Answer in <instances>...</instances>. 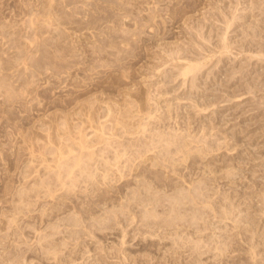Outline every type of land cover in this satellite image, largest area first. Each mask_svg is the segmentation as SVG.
<instances>
[{"label": "rangeland", "instance_id": "1", "mask_svg": "<svg viewBox=\"0 0 264 264\" xmlns=\"http://www.w3.org/2000/svg\"><path fill=\"white\" fill-rule=\"evenodd\" d=\"M237 1L0 0V264H174L165 251L174 235L161 240L164 232L154 234L120 212L115 187L121 181L73 186L67 173L81 153L80 131L87 134L83 139L94 138L99 125L110 124L102 115L107 108L132 109L134 102L139 110L149 93L152 110L160 98L161 110H174L172 127H179L180 114L182 129L188 126L201 140L185 172L194 166L195 182L208 185L211 201L199 206L213 229L201 232L216 235L222 247L195 263L186 252L179 263L264 264V14L251 8L252 0ZM225 10L235 15L237 28L227 29ZM260 19V43L256 37L254 47L242 49ZM224 41L233 49L223 52ZM206 55L212 59L192 77L195 83L193 74L179 75L181 66ZM163 73L169 74L164 82ZM224 192L234 214L222 219L211 208L220 211ZM106 207L121 219L112 216L108 228H97Z\"/></svg>", "mask_w": 264, "mask_h": 264}, {"label": "bare ground", "instance_id": "2", "mask_svg": "<svg viewBox=\"0 0 264 264\" xmlns=\"http://www.w3.org/2000/svg\"><path fill=\"white\" fill-rule=\"evenodd\" d=\"M252 1H253V4H251V6L253 5L254 7L252 6L251 8L252 9L255 8V11H256V9L259 8V10L257 12L260 11V13L264 14V8H261V6H263V4H264V0L263 1L261 0L262 2H259L260 0L259 1L258 0H252ZM237 2L239 3V0ZM238 3H237V5H238ZM241 3H242V0H241ZM261 9L263 10V12ZM222 11H224V10H222ZM221 13L222 12H220V14ZM224 15L226 18V19L224 18V23L226 24L225 26H227L228 30H229V28H232V26H234V25L236 28L239 26L238 21H235V19H234L235 15H233L234 17L232 18L231 13L229 11L227 13H225ZM215 16H217V18H218V16L220 17V15H217V14L216 15L214 14L213 17L216 18ZM210 19H211V17H210ZM218 20L222 21V20H220V18ZM262 21L263 20L260 19L258 24L254 23L255 25L252 26V31L250 32V30H249L250 35H253V36L251 37V39H248V40H251L249 42L247 39H243L244 41H242V44L239 45V46H241L242 49L247 48L248 44H253V45H251V48H252V46L254 47V44H256V37L258 38V41H259L260 38L258 36L261 37V34L263 32L260 33L261 31L259 32L258 28L262 26V23H261ZM263 23H264V21H263ZM209 26H210V24H209ZM201 27H203V26H201ZM262 30H263V28H262ZM249 32H248V34H249ZM261 39H263V38H261ZM246 40H247V43H246ZM259 43H260V41H259ZM262 44H264V43H261V46H259L262 49L261 54L264 53V47H263L264 45H262ZM220 45H219L220 46L219 48L222 49L223 52L229 51L230 48L233 49V46L231 47L230 44H228L226 41H224V43L220 44ZM249 48H250V46H249ZM204 49L207 51L206 48H204ZM204 49H202V50H204ZM242 49H240V50H242ZM173 53H175V52H173ZM172 55L170 57H172ZM205 58H206L205 60H201V61L199 60L197 62L195 60L194 61L195 63L191 62V63L185 64V66H181V65L177 66L176 65L175 67L178 68L179 66H181L179 68V71H180L179 75H182L183 77H189L187 75L193 74L190 77L196 78L198 76V72L200 73V70L202 68L206 69L207 65L210 63V60L212 59V56L206 55ZM259 58H260V56H259ZM163 59L166 61L165 58H163ZM168 60L169 59H167V62H168ZM244 60H245L244 65H247L249 67L250 66L249 63L252 64L251 63L252 60L250 59V57H249V59H248V57H247V59L244 58ZM241 62H243V60ZM166 63L164 62V64H166ZM243 67L241 68L242 70L239 71L240 74H238V75L240 77L242 76V78L243 77L246 78L245 76L247 74L244 73L245 69L243 70ZM260 72H262V71H260ZM166 75H165V73H163V77H164V79L162 77L163 82L169 76V74H168L167 78L165 79ZM234 75L232 74V76H234ZM262 75L263 74H261V76ZM160 76H161V74H160ZM174 76L172 75L173 78H174ZM194 78H192L193 81H194ZM185 81H186V79H185ZM168 82L165 81L166 84H164V85L166 86ZM194 83H195V81H194ZM194 83L192 84L193 86L195 85ZM168 84H170V82ZM195 86H198V85H195ZM254 87H256V86H252L251 88H254ZM259 87L260 86H258V88ZM167 88H169V87L167 86ZM171 89L173 90V88H171ZM160 90H162V89H160ZM166 90H169V89H165V91ZM253 91H255V88ZM158 92L163 93V91L161 92V91H159V89H158ZM168 92H170V91H166L165 93H168ZM148 93H149V91H148ZM247 93H249V91H247ZM149 94H148V97L143 96V99L147 98L146 99L147 101L145 100L146 102L143 99H142L143 102H141V98H140L141 103L139 105L140 106L139 110L138 109L133 110V107L134 108L136 107L134 105L136 103H134V102L129 103V105L131 104L132 109L130 107L122 108V106H121V108H118L119 110L112 108L111 106H110V108H107V110H106L107 112L102 114V115H104V118L106 117V119L110 117L109 119H107L110 122V124L105 125V123H104L103 125L102 124L99 125L101 122L100 123L97 122L98 123L97 125H99L97 128L93 125V127L96 128L95 130L97 132V136H96L95 135L96 132L94 131L95 132V133H93L95 135L94 138L90 136L91 139H89L90 137H88V139H86V138L83 139L84 132L79 130L80 133H82V140H81V137H79L80 143H79V141L77 142V143H79V147L76 146V148L77 147H78V149L80 148L79 151H81V153L78 154V152H77L78 156L75 153V157H74L75 160H74V158H72L74 160L72 164L69 161L70 165L68 167V164H67V168H68L67 173L70 176V183L73 186H75V185L78 186V184H80V183L81 184L86 183L88 186H89V184L92 186H95L98 182L102 183L105 180H108V179L110 180V178L114 179L116 182L121 181V184L118 187L116 186L117 188L115 187V190H117L116 191V198H118L119 201L122 200L119 203L120 204V212L122 214H125L124 216L129 215V217H127V219L130 218L131 222H134L135 218H137L138 222H141L142 226H145L148 230L149 229L152 230V233H154V234L157 231L164 232L165 236L159 237V235H158V237L161 238V240L168 239V234L174 235V237L172 239L173 247H168L166 249L164 245L163 246L161 245V248H165L166 249L165 251H167L168 254H170L172 256L171 260H173L172 262H174V264H180L179 262H183V259L186 257L191 258V261H190V258L189 259L187 258L188 259L187 262L190 261L192 263H195V262H198L199 259L202 258L203 255H206V253L208 254V252L210 253L212 250L213 251L211 253L215 252L214 250H216V249H217L216 252H218V250L222 251V247L219 245L220 243L218 244V240L216 238V235L212 234L215 236L214 237V236H210V234H208V235L204 234V232H205L204 230H207V231L210 230L211 226L213 225V224H211L212 222L210 223L208 219H207L208 221L206 220L207 217L205 215V212L202 211V207L199 206V205L204 206L203 205L204 203H206V202L209 203V201H211L210 200L211 197L208 196L209 191L208 190L205 191V189L206 188L208 189V187L205 186L206 183H203L204 185H201V184H198L199 182L198 183L195 182L193 175H197V174L195 173L196 168L194 166L191 167L192 170L194 169L193 171L190 170V172H185V169L190 167L188 164L185 165L188 158H189V155H190V153L194 147H196L197 148L196 150H198L199 145L198 146H195V145L199 144L201 142V140L195 139L191 136V129L188 126H186V128H184V130L182 129L183 125H182V122L180 121L181 120L180 114L176 116L178 118V120H177L178 125L175 124L179 127H177V128L172 127L174 124L171 125V122H172L171 119L175 118V116L173 115L174 110L169 109V108H168V110H161L163 106H160V102L163 100L159 101L160 98H159V100H158V98H156L157 100L156 99L154 100V101H157L158 108L155 111L152 110L150 108L151 106L148 105L147 102L151 99L153 100L154 98L150 97ZM127 98H129V97H127ZM193 99H195V98H193ZM124 100H125V98H124ZM124 100L122 99V101H124ZM128 100H130V99H128ZM169 100H170V102L174 101L173 98L169 99ZM165 101H166V99H165ZM124 102L126 103L128 101L125 100ZM207 102H209V101H207ZM174 103H176V102H174ZM122 104H120V105H122ZM168 104L170 105V107H172V105L174 106V104L169 103V101H168ZM126 105H128V104H126ZM126 105L124 104V106H126ZM92 118H93V116H92ZM101 118H100V120H101ZM93 119H95V118H93ZM102 122H104V121H102ZM193 122H195V121H193ZM193 128L196 129V126H194ZM81 129H83V131H84V127L81 126ZM120 130H122V131H120ZM185 130L187 132H185ZM86 135H84V136L87 137ZM202 142L204 145L206 144L208 148L212 147L210 142H206V141H202ZM193 144H195V145H193ZM74 150H76V149H74ZM71 151L72 150H70L69 152H71ZM199 151L205 152L204 148L203 149L201 148ZM72 153H74V152L72 151ZM62 154H63V152H62ZM193 159L195 160L196 158H193ZM62 166H64V165L62 164ZM64 171H65V169H64ZM61 173L62 172L60 171V174ZM71 175H74V176H71ZM62 176H64V175H62ZM65 176H66V172H65ZM55 177H54V179H55ZM60 177H61V175H60ZM132 184L134 185V188L131 187ZM225 193L226 192H224V194ZM227 194H225V195H227ZM222 196H221V199H222ZM225 197H224L226 199L225 201L230 199L229 200V204H230L231 203L230 201H232L231 195H227ZM111 199L113 200V197H111ZM216 200L214 201L212 199V201H213L212 204H214V202H217ZM222 202H221V204L224 203V202L223 203ZM221 204H220V206H218V207H220V211H218L219 208L217 209V207L216 208L214 207V206H216L215 204H214L213 208H211L212 206L210 207L211 210L214 209L215 215L217 217H220L223 219L225 217L228 218L230 216V214H234L233 213L234 208L231 205L232 203L229 205L228 203L226 204V202H225L226 205L224 204L223 206ZM210 205H211V203L208 204V206H210ZM221 206L223 207V209H221ZM94 209H95V207H94ZM102 212L103 213L100 216L104 217V215H105V218L108 217L107 218L108 220H106L105 218L102 217L103 218L102 221L95 223V226L97 228L102 227L101 225H104L103 228L104 227L108 228L107 223H109L112 219H114L113 217H115V215L118 216V218H120V215H121L118 213V210H114V208L113 209H109L107 207L102 208ZM100 216H99V219H100ZM96 218H98V217H96ZM96 218L94 220H96ZM205 220L209 223L207 224V222ZM204 221H205V223H204ZM234 227H235V225H234ZM103 228H100V229H103ZM212 229H213V227H212ZM212 229H211V231H212ZM214 229H215V226H214ZM190 231H192L194 233L189 234ZM201 231H204V232H201ZM159 232H158V234H159ZM229 237H231V235ZM225 238H227V235ZM221 242H222V240H221ZM231 242H233V241H231ZM207 243H209V244H207ZM212 243H214V245H211ZM226 243H225V245H228L229 241L227 244ZM158 245H160L159 242H154V243L152 242L151 243V246H154L156 248ZM230 248H232V246ZM186 252H187L188 256L186 255ZM217 254H219V253H217ZM22 255H21V258H22ZM185 255H186V257H184ZM165 257H164V259H165ZM168 257H170V256L168 255ZM168 257H166V259ZM169 260H170V258H169ZM163 261H165V260H163ZM142 263H145V262H142ZM182 264H184V263H182Z\"/></svg>", "mask_w": 264, "mask_h": 264}]
</instances>
